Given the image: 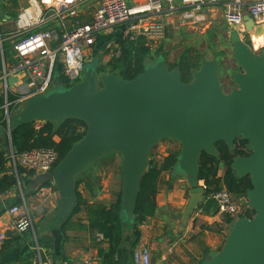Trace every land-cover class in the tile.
I'll return each instance as SVG.
<instances>
[{"label": "water", "instance_id": "water-1", "mask_svg": "<svg viewBox=\"0 0 264 264\" xmlns=\"http://www.w3.org/2000/svg\"><path fill=\"white\" fill-rule=\"evenodd\" d=\"M246 18L250 29L251 20ZM230 38L238 67L230 73L228 90L219 80L216 57L201 56L191 81L183 82L179 69L170 68L160 53L131 79L100 75L94 65L84 64L77 83L23 98L11 112L7 128L0 126V137L6 135L9 148L11 130L22 124L50 121L56 130L64 120L76 118L86 125L84 135L58 163L35 175L30 184L31 188L44 182L54 184L59 194L56 220L73 208L77 177L94 162L119 153L121 213L123 223L130 224L151 149L171 139L180 144L173 174L183 175L190 187L181 215L185 223L202 201L201 153L216 155L217 141L232 148L241 136L249 155L235 157L231 167L238 177H250L252 186L245 199L254 214L234 219L221 248L207 251L198 264H264V46L252 49L235 30L230 31ZM15 78L9 76L8 84Z\"/></svg>", "mask_w": 264, "mask_h": 264}, {"label": "crops", "instance_id": "crops-1", "mask_svg": "<svg viewBox=\"0 0 264 264\" xmlns=\"http://www.w3.org/2000/svg\"><path fill=\"white\" fill-rule=\"evenodd\" d=\"M22 1L24 0H17V7L13 5L11 0L0 1V8L4 14L0 17V27L2 29L0 39L3 44L5 41L10 43L6 57L3 53L2 42L0 47V107L4 104L6 98L4 84L1 80L3 69L9 68L16 62L15 53L12 49L16 17L12 18L10 15L11 12L18 14L19 10L26 5V0L24 5H21ZM43 1L51 2L53 0ZM144 1L146 0H130V5L134 2ZM100 2L101 0H78V10L75 17L77 22L81 24L88 23L91 20L93 11ZM223 9L222 5L201 8L195 12L198 18L194 24L181 23V9L172 14L167 13L164 9L157 16L164 23L165 36L158 42L145 43L150 48V57H153L147 61L154 60L160 53H163L168 65L173 64L168 62L166 53L170 45L176 44V40L181 37L184 29L190 32L194 31L201 37L208 35V33L215 31L219 22L226 24ZM6 16H10L11 19L6 18ZM71 22L70 18L66 21V29L73 26ZM10 24L14 25L13 29L6 28L7 26L9 28L13 26ZM49 25L57 26V23L50 21ZM122 29L123 27L114 26L97 33L95 43L90 51L105 52L109 47L115 46V40ZM229 30L232 31L233 29L229 28ZM1 49L4 57L3 61L1 59ZM90 51H86V55ZM106 61H108L107 57ZM14 77L16 78L13 80L12 85L8 84L7 92L17 97L24 87L22 82L20 83L22 76L16 75ZM156 159L161 160L162 158L156 157ZM100 161H104L106 165L108 164V161L102 158L93 164ZM93 164L89 166L87 171L90 173L83 177L79 189L87 203H101L106 206L115 204L116 213L112 220L113 239L108 241L103 237L100 238L101 235L97 233L91 235L86 228L85 210L74 214L65 223L55 222L54 215L59 204V194L54 184L31 188L30 184L33 177L22 174V180L17 176V185L12 186L5 192H0V232L4 234V239H0V264H32L36 254V243L43 255L46 253L51 256L53 264H61L64 261L76 260L85 256L96 259L100 264H132V254L139 245L148 247L152 264H198L206 254H203L205 247H209V250H219L221 248L226 236L221 242L222 234L219 228L210 231L206 229H209L208 227L212 224H218L219 226H227L229 230L230 224L226 222L224 215L211 210L204 213L203 210L196 208L185 223L181 221L182 212L189 198L187 196V199H184V184L190 189L183 175L174 173L173 176H170L169 172H162L155 196L157 205L155 214L148 217L143 223H137L134 226L131 223L128 225L123 223L121 204L117 206V196L120 195L121 186V162L119 164V180H116L117 175H114L110 187L107 188L108 184H105V190L100 172L97 174V172L91 171ZM6 167L10 168L7 163ZM22 199L30 207L39 204L45 207L44 215L34 220L36 242L31 232H18L11 225L12 218L7 212L8 208L20 203ZM195 220L202 221V227L195 226ZM134 228L140 232L137 240ZM209 232L211 235H208ZM189 233L191 235L188 237ZM204 236L205 238H203ZM43 260H45L44 256Z\"/></svg>", "mask_w": 264, "mask_h": 264}, {"label": "built area", "instance_id": "built-area-1", "mask_svg": "<svg viewBox=\"0 0 264 264\" xmlns=\"http://www.w3.org/2000/svg\"><path fill=\"white\" fill-rule=\"evenodd\" d=\"M217 5L224 7L223 17L228 27L235 30L244 42L251 43L252 49L256 50L251 31L264 25V0H146L132 5L130 0H101L88 23L74 22L70 29H66V21L76 17L78 0H27L15 18L12 49L16 62L9 68H4L1 76L5 96L9 76L21 75L20 83L24 87L14 102L5 98L0 107L4 111L7 125L11 114L10 105L21 103L27 96L43 94L57 83L62 82L67 87L68 83L72 85L81 79L85 52L93 47L97 33L120 24L123 25V36L130 40L141 38L146 42H158L165 36V26L157 15L164 9L170 14L181 9V23L194 24L198 18L196 11ZM246 17L252 21L250 29L246 28ZM50 21L57 23V26L49 25ZM1 42L0 39V47ZM119 55L120 51L116 49L110 56ZM1 59L4 60L2 49ZM59 67L60 71L57 70ZM39 126L40 123H37L36 127ZM57 159L58 155L53 148H33L21 153L9 148L7 152V164L16 176L18 167L34 172V176L45 173L55 166ZM200 183L204 188L203 182ZM209 198L214 201L217 213L233 220L246 208L243 206L246 199H237L224 188L214 191ZM7 212L12 218V228L18 232H31L36 242L34 220L44 215L45 207L42 204L30 207L22 199L20 203L9 207ZM0 239H4L2 232ZM35 249L32 264H53L51 256L46 253L43 255L37 243ZM132 259V264H152L150 250L145 245L135 248ZM61 264L100 263L85 256Z\"/></svg>", "mask_w": 264, "mask_h": 264}, {"label": "trees", "instance_id": "trees-1", "mask_svg": "<svg viewBox=\"0 0 264 264\" xmlns=\"http://www.w3.org/2000/svg\"><path fill=\"white\" fill-rule=\"evenodd\" d=\"M11 1L15 7L18 6L17 0ZM16 15V12H11L10 16L15 18ZM70 19L72 21L71 24L77 22L76 18ZM145 43L146 41L141 38L136 41L130 40L129 38L124 37L121 32L115 40V46L113 49V51L116 49L119 50L120 55L112 56L105 63H100L98 67H96L97 72L99 74L112 73L124 79L135 77L138 73L143 71L145 62L150 58H153L150 57V48ZM9 44V41H7V44H3L2 42L5 57L9 50L7 49L9 48ZM199 54L200 53L193 49H187L181 53L179 58L173 64H169V66L170 68H178L181 80L183 82H189L192 79L191 72L200 65L201 56ZM60 69V67L57 68L58 71H60ZM16 98L15 95L10 94L9 92L6 93V99L9 102H14ZM20 104V102L16 104L14 103L10 105L9 109L13 112L20 106ZM36 124V122H30L11 130L10 136L12 149L16 153H21L33 148H53L58 155L56 164L67 153L71 145L84 135L86 129L85 123L76 118L64 120L56 130L53 128V122L50 121L41 122L38 128L36 127ZM0 126L4 129L7 128L3 109H0ZM2 137H0V192H5L12 186L17 185V176L19 177L21 174H25L33 177L34 172L18 167L16 176L11 168L6 167L7 157L5 156V153L7 150L5 149V146L8 145V142L6 135H3ZM246 144L247 141L239 136L234 140L232 148H229L223 141H217L215 143L216 155H210L206 152L201 153L199 158L198 179L203 182L204 188L202 201L197 206L198 209L203 210L204 213H208L210 210L216 212V205L214 201L209 198V195L222 188L226 189L237 199H245L246 191L252 186L250 177L249 175L238 177L232 169L231 163L237 156L249 155V152L246 150ZM178 152L179 149H169L168 153H166L161 160H158L154 157L153 151L151 150L149 155V168L140 180V189L131 225L135 226L137 223L141 224L148 217H152L155 214L157 208L155 196L158 191L159 178L162 172L166 171L169 172L170 176H173V169L176 164ZM112 155L113 154H110L107 157L109 158ZM87 173L89 174L90 172L85 171L76 179V199L70 214L60 220L55 219V222L65 223L69 221L74 214L81 210H85L87 219L86 228L91 235L97 233L101 235V238L103 237L104 239L111 241L114 237L112 220L116 213V206L114 203L109 206L101 203H87L79 189L82 179ZM50 185L51 183L44 182L38 185V187ZM119 196L120 195L117 196V206H120ZM243 206L246 208L240 213V216L251 217L254 214V211L247 207V203L245 202ZM225 217L226 222L231 224L233 218L228 216ZM134 232L137 240L140 232L136 228H134ZM208 250L209 247H205L203 254Z\"/></svg>", "mask_w": 264, "mask_h": 264}, {"label": "rangeland", "instance_id": "rangeland-1", "mask_svg": "<svg viewBox=\"0 0 264 264\" xmlns=\"http://www.w3.org/2000/svg\"><path fill=\"white\" fill-rule=\"evenodd\" d=\"M2 1V0H0ZM25 1V0H24ZM24 1H22L21 5H24ZM27 3V0H26ZM19 9V8H18ZM13 25V24H10ZM228 25L224 24L223 22H219L216 25L215 31L208 33V35L205 36H199L194 31H187L184 29V31L181 33V37L176 40L175 45H170L168 47V52L166 53L168 62L174 63L182 52L186 51L187 49H193L196 52L200 53V56H204L206 58H212L216 57L219 62V80L221 82V85L224 89L228 90V82H230V73L232 71L237 70V64L235 63L233 53H232V41L230 38V31ZM116 27L122 28L123 26L118 24ZM8 29H13L14 25ZM0 31H2L0 27ZM252 32V31H251ZM246 45L250 46L251 43L245 42ZM4 44H7V41H5ZM254 46V45H253ZM114 49V46H111L108 48V50L104 51H98V53L94 51H90L87 55H85V64L94 65L95 67H98L100 63H105L106 57L109 59L111 56V53ZM256 51L259 50V48H255ZM154 56V55H152ZM101 60V61H100ZM148 62V61H146ZM80 79V78H79ZM78 79V80H79ZM229 79V81H228ZM68 86H71V83H68ZM66 85L64 83H57L54 88H65ZM3 138V137H2ZM7 152L9 150V145L5 146ZM180 144L175 141L166 140L161 141L153 149V155L154 157H158L159 159L163 158V156L168 153L169 149H179ZM6 152V153H7ZM103 159V158H102ZM105 160L108 161V164L106 165L104 161H100L97 164H93L91 167V171H94L97 174L100 172V175L102 177V180L104 182L103 188L106 189L105 184H108L107 188L110 187V183L113 179L114 175L116 176V180H119V164L121 162V156L119 153H114L111 157H104ZM99 170V171H96ZM20 180L23 179V175L21 174ZM184 184V199H187V196H189V188L185 186ZM123 217V214H122ZM203 224L200 220H195L194 225L195 226H201ZM230 226V225H229ZM209 229H206L210 231L211 229L216 230L219 228L221 230L222 239L226 236L228 232L227 226H219L218 224H212L208 227ZM203 230V229H202ZM191 235V233L188 234V237ZM208 235H211L209 232ZM206 236V235H205ZM205 236L203 238H205ZM179 240V239H177ZM220 242V243H221Z\"/></svg>", "mask_w": 264, "mask_h": 264}, {"label": "bare ground", "instance_id": "bare-ground-1", "mask_svg": "<svg viewBox=\"0 0 264 264\" xmlns=\"http://www.w3.org/2000/svg\"><path fill=\"white\" fill-rule=\"evenodd\" d=\"M252 21L250 22V26ZM251 38L254 45V48H260L264 46V25H260L254 28L251 32Z\"/></svg>", "mask_w": 264, "mask_h": 264}, {"label": "flooded vegetation", "instance_id": "flooded-vegetation-1", "mask_svg": "<svg viewBox=\"0 0 264 264\" xmlns=\"http://www.w3.org/2000/svg\"><path fill=\"white\" fill-rule=\"evenodd\" d=\"M228 81H229V79H228ZM227 84H228V86L230 87V82H228Z\"/></svg>", "mask_w": 264, "mask_h": 264}]
</instances>
